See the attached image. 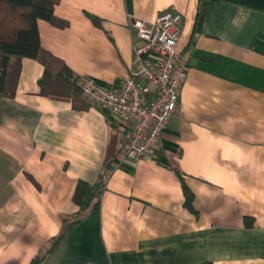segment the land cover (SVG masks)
Instances as JSON below:
<instances>
[{
	"label": "crops",
	"instance_id": "0c3cea01",
	"mask_svg": "<svg viewBox=\"0 0 264 264\" xmlns=\"http://www.w3.org/2000/svg\"><path fill=\"white\" fill-rule=\"evenodd\" d=\"M201 1L61 0L67 27L38 20L44 52L117 90L141 69L133 21L179 12L187 80L158 150L131 160L119 116L22 59L0 98V264H264V0H218L195 32ZM81 180L103 184L100 209L48 253Z\"/></svg>",
	"mask_w": 264,
	"mask_h": 264
},
{
	"label": "built area",
	"instance_id": "2783aa9c",
	"mask_svg": "<svg viewBox=\"0 0 264 264\" xmlns=\"http://www.w3.org/2000/svg\"><path fill=\"white\" fill-rule=\"evenodd\" d=\"M182 21L183 15L172 10L162 12L152 23L133 21L137 30L133 53L141 69L125 78L119 89H109L87 76L76 79L86 98L121 118L128 132L124 146L128 159L151 158L178 110L187 80L186 70L177 67Z\"/></svg>",
	"mask_w": 264,
	"mask_h": 264
},
{
	"label": "trees",
	"instance_id": "16d2710c",
	"mask_svg": "<svg viewBox=\"0 0 264 264\" xmlns=\"http://www.w3.org/2000/svg\"><path fill=\"white\" fill-rule=\"evenodd\" d=\"M61 0H0V98L13 97L18 83L19 70L16 66L24 58L35 59L45 67L44 81H50L59 90L67 94L81 92L69 67L44 52L40 43L38 20L48 21L57 27H67L68 22L55 15V8ZM218 0H202L198 12L195 32L199 30L207 7ZM94 24L101 26L99 18L89 15ZM194 32V33H195ZM185 195V206L195 212V195L183 178L181 179ZM104 186L100 183L96 190L86 181H79L73 194V202L80 210L62 220V229L48 251H54L84 219V210L100 209V198ZM45 254L37 256L30 264H43ZM209 264V263H208Z\"/></svg>",
	"mask_w": 264,
	"mask_h": 264
},
{
	"label": "rangeland",
	"instance_id": "374dc122",
	"mask_svg": "<svg viewBox=\"0 0 264 264\" xmlns=\"http://www.w3.org/2000/svg\"><path fill=\"white\" fill-rule=\"evenodd\" d=\"M7 182L0 180V191H3L5 188L7 189Z\"/></svg>",
	"mask_w": 264,
	"mask_h": 264
}]
</instances>
